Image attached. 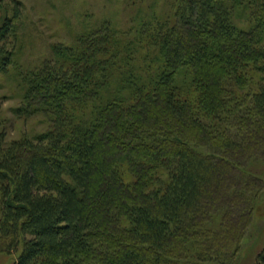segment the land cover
<instances>
[{"label": "trees", "instance_id": "trees-1", "mask_svg": "<svg viewBox=\"0 0 264 264\" xmlns=\"http://www.w3.org/2000/svg\"><path fill=\"white\" fill-rule=\"evenodd\" d=\"M122 2L128 26L105 18L34 66L17 58L21 2L0 5L13 116L44 124L0 128V253L238 264L264 184V0Z\"/></svg>", "mask_w": 264, "mask_h": 264}, {"label": "rangeland", "instance_id": "rangeland-1", "mask_svg": "<svg viewBox=\"0 0 264 264\" xmlns=\"http://www.w3.org/2000/svg\"><path fill=\"white\" fill-rule=\"evenodd\" d=\"M22 5V23L18 32L20 46L17 48L20 63L39 64L51 54V45L70 44L83 29L98 25L108 18L126 27L134 15L122 0H19ZM8 0H0V5ZM25 63V64H26ZM13 72H0V128L7 138L22 134L34 135L44 127L39 117L27 120L13 116L12 108L20 103V90ZM22 92V91H21ZM264 179V177L262 178ZM263 184V181H259ZM264 244V184L256 201L252 222L247 229L238 264H252ZM16 255L0 253V264H12Z\"/></svg>", "mask_w": 264, "mask_h": 264}]
</instances>
